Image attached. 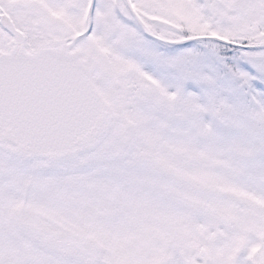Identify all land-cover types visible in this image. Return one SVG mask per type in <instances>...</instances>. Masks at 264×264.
<instances>
[{"label": "snow or ice", "instance_id": "obj_1", "mask_svg": "<svg viewBox=\"0 0 264 264\" xmlns=\"http://www.w3.org/2000/svg\"><path fill=\"white\" fill-rule=\"evenodd\" d=\"M0 264H264V0H0Z\"/></svg>", "mask_w": 264, "mask_h": 264}]
</instances>
